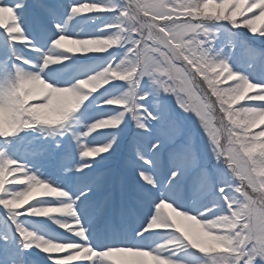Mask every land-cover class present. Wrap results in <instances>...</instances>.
Returning <instances> with one entry per match:
<instances>
[{
    "label": "snow or ice",
    "instance_id": "snow-or-ice-1",
    "mask_svg": "<svg viewBox=\"0 0 264 264\" xmlns=\"http://www.w3.org/2000/svg\"><path fill=\"white\" fill-rule=\"evenodd\" d=\"M0 264H264V0H0Z\"/></svg>",
    "mask_w": 264,
    "mask_h": 264
}]
</instances>
